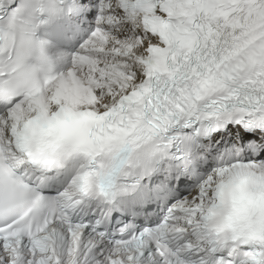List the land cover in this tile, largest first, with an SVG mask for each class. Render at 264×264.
Returning a JSON list of instances; mask_svg holds the SVG:
<instances>
[{"label":"snow or ice","instance_id":"1","mask_svg":"<svg viewBox=\"0 0 264 264\" xmlns=\"http://www.w3.org/2000/svg\"><path fill=\"white\" fill-rule=\"evenodd\" d=\"M0 264H264V0H0Z\"/></svg>","mask_w":264,"mask_h":264}]
</instances>
